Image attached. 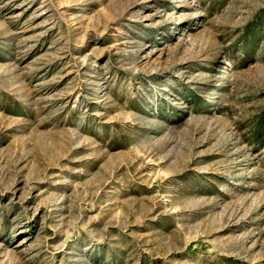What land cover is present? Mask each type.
<instances>
[{"label":"rangeland","instance_id":"1","mask_svg":"<svg viewBox=\"0 0 264 264\" xmlns=\"http://www.w3.org/2000/svg\"><path fill=\"white\" fill-rule=\"evenodd\" d=\"M0 264H264V0H0Z\"/></svg>","mask_w":264,"mask_h":264}]
</instances>
